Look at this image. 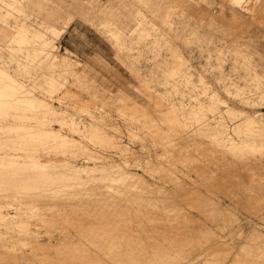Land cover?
Instances as JSON below:
<instances>
[{
    "label": "rangeland",
    "instance_id": "374dc122",
    "mask_svg": "<svg viewBox=\"0 0 264 264\" xmlns=\"http://www.w3.org/2000/svg\"><path fill=\"white\" fill-rule=\"evenodd\" d=\"M164 1L170 12L152 13L158 0H0V206L24 216L4 222L20 223L13 242L0 224L3 264L70 261L56 248L76 244L93 250L81 264H150L157 250L169 264H264L263 238H248L264 236V81L251 72H264V0L239 23L229 0ZM12 79L64 124L18 109ZM119 233L143 251L103 253Z\"/></svg>",
    "mask_w": 264,
    "mask_h": 264
},
{
    "label": "bare ground",
    "instance_id": "6f19581e",
    "mask_svg": "<svg viewBox=\"0 0 264 264\" xmlns=\"http://www.w3.org/2000/svg\"><path fill=\"white\" fill-rule=\"evenodd\" d=\"M158 1H160V4H159V6H157L156 5V2H155V4H154V7H150V9H151V12L153 13V12H158V13H160L159 11H161L162 9H164L166 12L168 11V12H170L169 11V9L171 8L167 3H164V2H166V1H161V0H158ZM220 1H222V0H220ZM247 1L248 0H229V4H228V8H229V12L231 11V15H230V17H232L233 18V21H235L234 23H239L240 21H242V16H245V13H246V11H247V9H246V7H247ZM252 1H255L254 3H256L257 4V1H260V0H251L250 1V4L252 3ZM249 2V1H248ZM246 4V5H245ZM254 5V4H253ZM1 9V8H0ZM14 9V8H13ZM256 9V8H255ZM249 10V9H248ZM14 11V10H13ZM215 11V10H214ZM253 11V10H252ZM216 12V11H215ZM225 12V11H224ZM147 13V12H146ZM3 14V13H2ZM140 14V13H139ZM142 14V13H141ZM149 14V13H148ZM4 15V14H3ZM203 17V16H202ZM218 17V16H217ZM232 21V22H233ZM143 22H144V20H143ZM152 22H153V20H152ZM142 23V22H141ZM151 23V22H150ZM149 23V24H150ZM243 23V22H242ZM107 25V24H106ZM110 25H111V23H110ZM113 25V24H112ZM143 25V24H142ZM207 25V24H206ZM114 27V26H113ZM209 27V26H208ZM52 27H50V29H51ZM64 28V27H63ZM27 29V28H26ZM28 30V29H27ZM26 30V31H27ZM47 30V29H46ZM52 30V29H51ZM117 30V29H116ZM157 30H158V28H157ZM62 31H63V29H62ZM159 31V30H158ZM29 32V31H28ZM43 32V31H42ZM114 32V31H113ZM52 33H55V32H52ZM61 33H64V32H61ZM151 33V32H150ZM166 33V32H165ZM57 34V33H56ZM164 34V33H163ZM47 36V35H46ZM55 36V35H54ZM140 36V35H139ZM164 36V35H163ZM152 37V36H151ZM156 37H158V35L156 36ZM57 38V37H56ZM179 38L181 39L182 37H180L179 36ZM40 39H42L41 37H40ZM52 39H54V38H52ZM58 39V38H57ZM44 40V39H43ZM43 40H41V41H43ZM50 40V39H49ZM176 40V39H175ZM174 40V41H175ZM219 40V39H218ZM38 41V40H37ZM48 40H47V38L43 41L44 42V44L43 45H41V46H43V53L45 54V56H47V54L49 55V57H50V52H49V50H48V45L50 44L51 45V43H49V42H51V41H49V42H47ZM157 41V40H156ZM39 42V41H38ZM52 42H53V40H52ZM42 43V42H41ZM40 43V44H41ZM166 43V42H165ZM53 44V43H52ZM174 44V43H173ZM178 44V43H177ZM186 44V43H185ZM36 45V44H35ZM155 45V44H154ZM173 46V45H172ZM175 46V45H174ZM51 48H52V46H51ZM42 49V48H41ZM40 49V50H41ZM216 50V49H215ZM29 51H30V49H29ZM52 51V50H51ZM49 52V53H48ZM43 53H42V55H43ZM47 53V54H46ZM52 53V52H51ZM227 53V52H226ZM182 54V53H181ZM29 56V55H28ZM167 56V55H166ZM242 56V58H243V60H244V62L247 64V65H249L250 67L251 66H253V64L251 63V62H249L248 60H246V56H244L243 54L241 55ZM49 57H48V59H49ZM59 57V56H58ZM51 58V57H50ZM65 59V58H64ZM68 59V58H67ZM165 59V58H164ZM169 59V58H168ZM44 60V59H43ZM53 60H54V57H53ZM55 60H57V58H56V56H55ZM191 60V59H190ZM184 61V60H183ZM42 62V61H41ZM45 62V61H44ZM62 62H63V60H62ZM189 62V61H188ZM187 62V63H188ZM258 62V61H257ZM43 63V62H42ZM262 63H264V61L262 62ZM38 65V64H37ZM45 65V64H44ZM170 65V64H169ZM40 66V65H39ZM166 66H167V64H166ZM188 66V65H187ZM46 67V66H45ZM189 67V66H188ZM40 68V67H39ZM62 68V67H61ZM253 69L251 70V72H252V74L254 75V77H259V79L262 81V79H263V81H264V72H262L261 71V73L259 74V73H256L257 72V70L254 68V67H252ZM53 69V68H52ZM249 69V68H248ZM8 70V69H7ZM172 70V69H171ZM191 70V69H190ZM260 70V69H259ZM52 71V70H51ZM3 72V71H2ZM66 73H67V71H66ZM6 73H4V75H5ZM230 74V73H229ZM228 74V75H229ZM251 74V73H250ZM18 75V74H17ZM56 75V74H55ZM58 75V74H57ZM61 75V74H60ZM248 75H249V73H248ZM33 76V75H32ZM44 76V75H43ZM63 76V75H62ZM11 77V76H10ZM31 77V76H30ZM38 77V76H37ZM41 77H42V75H41ZM59 77V76H58ZM34 78V77H33ZM36 78V77H35ZM254 79V78H253ZM258 79V80H259ZM13 80V79H12ZM20 80V79H19ZM51 80V79H50ZM53 80H54V78H53ZM221 80V79H220ZM13 81H14V83H13ZM12 81V83H13V85H9L11 88L13 87V89H14V91L15 92H18L19 91V96L17 95V98H16V100L14 101V105H16L17 107H18V109H22V110H28L29 112L31 111L32 113H29V115L31 116V118H30V116H26V115H22V116H19V117H21V119H27V118H30V119H33V121H35L36 120V122H37V124H39V123H41V121L44 123V122H46L47 120L49 121V123H51L50 121H51V118L49 117V116H53V120L54 121H57V122H63V116L61 117L60 116V114H57L56 112H53V111H47V108H45V107H47V104L44 102V101H42V100H40L38 97H36L35 95L33 96V95H31V93L28 91V92H26L25 90H24V86L22 85V84H20L19 83V81H15V80H13ZM254 81V80H253ZM7 82V81H6ZM35 82V81H34ZM52 82V81H51ZM54 82V81H53ZM52 82V83H53ZM251 82V81H250ZM257 83V82H256ZM4 84V83H3ZM53 84H55V82L53 83ZM65 84V83H64ZM258 84V83H257ZM6 86V85H5ZM258 87V86H257ZM3 88V87H2ZM0 90H1V88H0ZM7 90H8V87H7ZM14 91H12L13 93H14ZM6 93H7V91H6ZM18 94V93H17ZM264 94V93H263ZM262 95V94H261ZM10 96V95H9ZM12 96V95H11ZM250 96V95H249ZM13 97H16V96H13ZM12 97V98H13ZM1 98V97H0ZM12 98H11V100H12ZM262 98V97H261ZM248 100V99H247ZM254 100V99H253ZM245 101V100H244ZM10 102V101H9ZM8 101H4V102H2L3 104H0V108H2L3 106L6 108V106L8 107V106H10L11 105V103H9ZM12 102H13V100H12ZM1 103V102H0ZM13 104V103H12ZM49 104V103H48ZM1 105H2V107H1ZM20 105V106H19ZM198 106V105H197ZM12 107H13V105H12ZM15 107V106H14ZM44 107V112H48L47 114H45V115H49L48 117L46 116H43V118H40V122H38V118H39V116L37 115V116H35L34 117V115H35V113H36V111L38 110L39 111V109L40 108H43ZM10 108V107H9ZM219 108V107H218ZM48 110H50V109H48ZM43 111V110H42ZM42 111H41V113H42ZM43 112V113H44ZM66 113V112H65ZM222 113V112H221ZM16 114V113H15ZM15 114H13V116L15 115ZM38 114L39 115H41L40 114V112H38ZM8 115V114H7ZM62 115V114H61ZM63 115H64V113H63ZM13 116H12V118H13ZM42 116V115H41ZM59 117H61V118H59ZM4 118V117H3ZM7 118V117H6ZM14 119V118H13ZM17 119V118H16ZM255 119V118H254ZM18 120V119H17ZM224 120V119H223ZM247 120V119H246ZM245 120V121H246ZM250 120V119H249ZM32 121V120H31ZM244 121V122H245ZM252 121V120H251ZM65 122V121H64ZM64 122L62 123V124H64ZM262 122V121H261ZM42 123V124H43ZM48 123V124H49ZM255 124V123H254ZM44 125V124H43ZM222 125V124H221ZM220 125V126H221ZM30 126H33V125H28V129H32V127H30ZM219 126V125H218ZM223 126V125H222ZM221 126V127H222ZM259 126V125H258ZM45 127H47V126H45ZM210 127V126H209ZM214 127V126H213ZM238 128V127H237ZM242 128V127H241ZM259 128V127H258ZM257 128V129H258ZM43 132H41V133H43L42 135H47V136H49V137H53L54 138V140L56 139V141L58 140V141H60V143H59V145H61V146H64V147H66V146H68L69 144H71L72 143V141L71 140H69V139H66V138H64V136L63 135H61L57 130H55V129H44V130H42ZM219 131V130H218ZM237 131H238V129H237ZM210 132H212V131H210ZM41 133L39 134V135H41ZM262 133H263V131H262ZM196 134H197V132H196ZM207 134V133H206ZM222 134H224V133H222ZM236 134V133H235ZM221 135V134H220ZM258 137V136H257ZM223 138H224V136H223ZM249 138V137H248ZM255 138V137H254ZM213 139V138H212ZM222 141H224V140H222ZM220 142V141H219ZM226 142H227V145H226V147L227 146H229L228 144H230V146H231V148L232 147H240V146H242V145H246V146H250V143H249V141H247V140H242V137H241V140H240V142H238V141H236L234 138H230L229 136L227 137V139H226ZM222 145V144H221ZM223 145H224V143H223ZM241 148V147H240ZM259 148V147H258ZM127 151V150H126ZM261 153V152H260ZM263 156H264V154H262ZM110 163V162H109ZM103 165V164H102ZM203 167V166H202ZM201 170V169H200ZM203 171V170H202ZM259 186V185H258ZM2 208L3 207H1L0 206V220H1V222H3V223H0V224H2V225H4V226H6L8 229H9V231L7 232V234H11L12 236H13V238L14 239H12V240H10V241H14L15 239H16V235H15V233H14V228H15V226H17V225H19L20 223H4V222H8V221H13V222H15L16 221V219L17 218H20L21 216L22 217H24L23 216V214L21 213V211H20V208H16V212H15V215H11V212L10 213H6L5 211H3L2 210ZM14 212V211H13ZM27 229V228H26ZM25 229V230H26ZM30 229V228H29ZM132 229V228H131ZM98 230V229H97ZM88 231V230H87ZM165 231V230H164ZM93 233H94V231H92ZM99 232V231H98ZM22 233V232H21ZM91 233V232H90ZM95 233H96V231H95ZM142 234V233H141ZM163 234V233H162ZM161 234V235H162ZM100 235V237H102V238H109L110 236H111V234H108V233H103V234H99ZM151 235V234H150ZM164 235V234H163ZM162 235V236H163ZM161 236V237H162ZM130 237H132V235H130V234H126V233H123V234H121V233H119V234H115L114 236H113V238H112V241H109V242H104L103 243V246L105 247V248H103L102 249V251H103V253L105 252V253H107V252H112V254L113 253H117L118 255V257H119V254L120 255H123L124 253H126V251H124L127 247H129V249H131V251L132 252H134V254L135 253H138L137 251H139V252H142L141 251V249H139L138 247V245L140 244V242H137L136 244H138L137 246V251H136V245H134L133 246V241H131V240H127V239H129ZM247 237V236H246ZM160 238V237H159ZM248 238L249 239H255V238H258V239H260V238H263V240H262V242H261V245L262 246H264V236H262V235H260V234H258L255 230H251V233L248 235ZM8 239V238H7ZM87 240V239H86ZM137 240V239H136ZM159 240V239H158ZM88 241V240H87ZM246 241H248V240H246ZM254 241V240H253ZM19 242V241H18ZM148 242V241H147ZM151 242V241H150ZM252 242V241H251ZM251 242H250V244H251ZM255 242V241H254ZM162 243V242H161ZM253 243V242H252ZM88 244H93V245H99L97 242H95V241H91L90 240V243H88ZM255 244V243H254ZM165 245V244H164ZM34 246H35V244H34ZM132 246V247H131ZM99 248H98V251H101V246H98ZM254 247V246H253ZM36 248L38 249V248H40V249H45V248H49L50 250L53 248L52 246H41V245H37L36 244ZM154 248V247H153ZM249 248V247H248ZM6 250V249H5ZM24 250V249H23ZM56 250L60 253V254H67V253H73L74 254V257H72L71 259H69L70 261H68L67 259H64V260H57V262L56 263H54V264H81V263H78V260L80 259V257H78V255H80L81 254V256H83L84 258L83 259H87V260H90V259H93L92 257H90V256H92L91 255V253L93 252V250L89 247V245H87V244H82V245H78V244H76L74 247H66L65 245H63L61 248H56ZM150 250V249H149ZM4 251V250H3ZM97 251V250H96ZM101 251V252H102ZM130 251V252H131ZM148 251V250H147ZM153 250L151 249V251L150 252H152ZM168 251V250H167ZM6 252V251H5ZM26 252V251H25ZM130 252L128 253V254H130ZM156 252H158V250L156 251ZM156 252H154L153 251V254H155V256H152L151 255V257H148V259L147 260H149V262H150V264H169L166 260H164L163 258H159V257H157V253ZM179 252V251H178ZM181 252V251H180ZM32 253V252H31ZM102 253V254H103ZM149 253V252H148ZM4 254V253H3ZM152 254V253H151ZM244 254V253H243ZM27 255H28V253H27ZM239 255V254H238ZM9 256V255H8ZM29 256V255H28ZM34 256V255H33ZM68 256V255H67ZM115 256H116V254H115ZM134 256V255H133ZM243 256V255H242ZM11 257V256H10ZM16 257V256H15ZM18 257V256H17ZM24 257V256H23ZM169 257V256H168ZM246 257V256H245ZM20 258V257H19ZM114 258V257H113ZM132 258V257H131ZM131 258H129V259H131ZM147 258V257H146ZM173 258V257H172ZM219 258V257H218ZM237 258V257H236ZM241 258V257H240ZM249 258V257H248ZM33 259H34V257H33ZM118 259V258H117ZM116 259V261L114 262V263H116V264H136V262L134 261L133 263H131V261H125L123 258H120L119 260H117ZM242 260H243V258H241ZM241 259H238L236 262L238 263V264H241L242 262V260ZM251 259V258H250ZM253 259V258H252ZM255 259V258H254ZM8 260V258L7 257H5V254H4V256H0V264H3V262H5V261H7ZM50 260V259H49ZM139 260V259H138ZM169 260V259H168ZM173 261H174V259H172ZM215 260V259H214ZM245 261H246V259H244ZM248 260V259H247ZM256 260V259H255ZM9 261V260H8ZM18 261V260H17ZM16 261V262H17ZM102 261V260H101ZM244 261V262H245ZM254 261V260H253ZM258 261V260H257ZM21 262H23V261H21ZM25 262V261H24ZM70 262H72V263H70ZM157 262V263H156ZM222 262V261H221ZM44 263V262H43ZM142 263V262H141ZM148 263V262H147ZM8 264H9V262H8ZM19 264V263H18ZM39 264V263H38ZM100 264H104V261H103V263H100ZM139 264V263H138ZM245 264V263H244Z\"/></svg>",
    "mask_w": 264,
    "mask_h": 264
}]
</instances>
